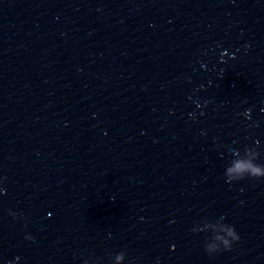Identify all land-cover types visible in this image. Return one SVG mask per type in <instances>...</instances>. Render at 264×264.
Returning <instances> with one entry per match:
<instances>
[{
	"label": "water",
	"instance_id": "1",
	"mask_svg": "<svg viewBox=\"0 0 264 264\" xmlns=\"http://www.w3.org/2000/svg\"><path fill=\"white\" fill-rule=\"evenodd\" d=\"M246 147L264 0H0V264H264Z\"/></svg>",
	"mask_w": 264,
	"mask_h": 264
},
{
	"label": "clouds",
	"instance_id": "2",
	"mask_svg": "<svg viewBox=\"0 0 264 264\" xmlns=\"http://www.w3.org/2000/svg\"><path fill=\"white\" fill-rule=\"evenodd\" d=\"M233 159L226 167L224 172L225 182H239L245 178L260 179L264 178V164L256 163L260 153L254 148H245L243 154L239 151L230 150ZM223 217L220 218L223 221ZM193 233H199L192 228ZM200 232H203L202 230ZM27 239H31L30 237ZM239 236L234 227L227 224H221L218 231H213L211 237L205 241V252L209 256L219 253L220 251H230L232 245L239 241ZM125 259L124 252L115 256L116 264H121Z\"/></svg>",
	"mask_w": 264,
	"mask_h": 264
}]
</instances>
